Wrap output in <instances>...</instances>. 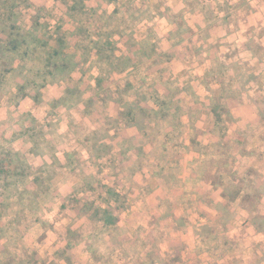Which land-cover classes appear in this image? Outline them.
<instances>
[{
  "label": "rangeland",
  "instance_id": "374dc122",
  "mask_svg": "<svg viewBox=\"0 0 264 264\" xmlns=\"http://www.w3.org/2000/svg\"><path fill=\"white\" fill-rule=\"evenodd\" d=\"M166 1L167 0H118V3L120 4V7H122L121 9L125 15L128 11L132 13V10L134 11L136 6H140L144 9L147 5L145 2L149 3L154 14L159 12L164 13L165 15L171 12L166 10ZM28 2L31 7L25 8L26 11L23 10L21 12V19L25 25L31 24V17L36 15L40 24L45 23L50 25L49 33L54 39L62 34L68 39L65 34L73 31V27L76 26L75 22L66 15L67 7L63 4V2H65L66 5H71L70 0H28ZM98 4L100 5L99 0L98 2L95 0L86 2L88 8L97 7ZM168 4L170 7L172 6L169 1ZM183 4L184 9H186L188 13L186 18L183 16L186 26L189 25L193 29H195V26L203 27L205 29L204 34L209 33L210 27H212L218 37H223L225 33L233 32L229 35L227 41L235 43V41L240 40L241 43L245 42L244 47L246 46V50H253L256 55L261 51L259 47L252 46L260 43L261 34L264 33V28L261 27V7L264 9V0H183ZM105 7L107 6H103V8ZM109 7H113V5H110ZM171 8L172 10L174 9L173 7ZM75 15L77 19L82 20L86 17V15L82 14L79 10H77ZM154 20L152 24L157 25H150L146 22L138 23L136 20L135 22L128 20L127 23H121L119 21V26L125 31V39L128 38L130 30H134L136 32L135 37L140 39L142 36L141 31L147 27H151L150 32L153 36L152 39L159 43V47L162 48V51L171 56L174 52L175 55L177 51L172 50L167 52L166 39H163L164 37L160 38V31H167L169 24L167 25L166 19H162L164 21H161L162 30L159 28L156 30L155 27H159L158 22L161 19L157 17ZM176 21L180 22L178 18ZM41 28H38V33L48 30L45 29V27L44 29ZM0 36L3 38L1 34ZM181 38L186 40L190 39L186 43V46L191 45V42L193 41L192 36L185 31L183 27H181L177 37L172 41L178 42ZM225 38H220L219 40H224L225 42ZM74 39L72 40L73 43L77 40ZM66 41L69 42L70 39ZM211 41L212 45L217 43L215 39H212ZM234 43H230V46L232 47V45H234L235 47L234 50H231L232 54L238 50L234 54L235 56L243 49H237V44ZM116 47L119 51L118 53L126 54L125 48L120 43L116 44ZM220 50L222 54H220V52L218 54L224 55V48H221ZM198 54H200V52H198ZM183 55L187 56L188 52L183 51ZM206 57L209 59V55H206ZM191 67L189 66V68ZM221 70L225 76L228 71L227 67H222ZM252 71L253 75L255 71L257 72L255 68H253ZM240 72L243 73L242 70H240ZM126 76L127 73L115 74L114 72L107 75L105 73L97 74L95 71L89 70L87 66L84 67L83 70L78 68L71 74L70 79L67 81L70 88L74 87L81 92V99L79 98L78 101L66 99V86L63 83L47 84L40 90L41 98L38 103L30 98H24L16 105H12L13 99H11V94L0 96V130H4V133H0V135L2 134L1 137L11 140L13 146L19 147L22 152H27L31 146L30 144H23L18 134L20 133L21 128L24 130L25 128H28V126H31L30 121L29 119L19 121L18 118L19 116L30 113L29 115H32L33 119L38 123L47 124L48 126L42 127L41 129L44 132H49V134L45 135V139H47L51 145H54L53 150H47L45 154L48 161V157L50 158V163L48 165L52 163L53 157H57V154L61 157L59 153L63 151L73 153L68 160L66 157L67 153H65L64 159L61 157V160L58 161L59 164L54 165V171L57 174L52 180L53 185L50 192L47 193V200L41 202L42 206L40 207V211L36 213L38 215L33 216L34 218L28 217L27 219V222L32 219H37L40 222L39 224L41 228H43V232L42 234L36 233L35 240H46L51 247L44 250L45 253L40 252L42 257L39 256V254L37 255L35 251L23 249L21 234L26 229H21L19 235L15 238L17 241H9L10 244L8 243L9 248L14 247L18 250L16 253H19L18 255L21 257L20 259L24 258L25 261H28L29 259L31 262L37 259V264H143V255H145V257L148 260H151L153 264H158L159 260H156V256H154L155 252L152 251V247H160L162 252L161 258H164L167 250L169 255L172 256V260L179 257L180 248H178V246H175L172 249H167L168 245L162 243L161 235H168L170 231H168V233L164 232V230L158 231L157 228L160 227V224L167 227L166 223L168 222V218L161 221L158 214L151 215V213H156L155 211L148 212V218H142L144 219L143 226L146 227V229L143 230L144 232L142 235L141 233H135L134 229L136 228V224H134V222L136 219L134 216H129V214L122 215L120 212L115 215L118 220V222H116V227L103 226L101 222L103 214H101V212H99L97 218H94L93 216L97 209L100 211L102 209H109L111 206L115 205L111 199H107L108 195L106 192L108 189L118 192V200L123 203V191L127 188L128 190H126V192H129L130 189L133 188L144 205L146 202V206H149V203L158 204V201L161 198V191L157 190L159 187H157L158 181L156 178L158 176L159 179H163V182L161 181V183H164V178H167L169 172L168 168H164L163 172H157L158 174L155 173L152 168L147 167L148 161L146 160V157H144V154L140 158V156L137 157L138 153L131 148L126 149L130 146L129 143H125L126 140L132 142L134 137H139L140 132L137 128L133 126L126 127L123 120L116 123L111 122V120L118 118L117 114L122 113L123 109L121 108L122 104L118 101L114 102L117 98L107 92L106 88L109 87L112 90L114 85L123 82L122 79H125ZM164 77L167 78V76ZM165 78L163 81H157L154 85L159 93H162L165 90L169 95H177V84H180L181 86L188 82L180 78L176 83L173 81L167 83ZM242 78H244L241 80L242 82H246V79H252L251 75L248 76L244 73ZM78 81H81V83L77 86ZM97 81H99V87L102 85L100 88H97ZM210 82L211 81H206L207 84H210ZM20 84L21 82L17 81L16 85ZM254 85L253 87L256 86ZM196 86L197 82L195 81H192L189 85L191 89L197 91ZM187 87L188 86L184 87L185 92H187ZM5 89H7V87H5ZM228 92L229 94L233 93V91L230 90ZM182 94L184 95L185 93ZM255 94L256 98L258 95V89L255 90ZM201 99L203 103L209 105V96ZM189 101L193 104L196 102L197 104V99L194 96H191ZM259 103H261L260 100ZM149 105L154 108L151 103ZM189 107H191L193 111L197 110L194 109L192 104ZM110 117L111 120L108 121ZM192 117H195L194 112L192 113ZM112 124L116 125V127L107 128L108 125ZM150 126L151 123L148 121L146 125L148 130L146 131L150 132L149 139L155 134L153 131L149 130ZM87 131H97L98 137H90V139L92 138L91 140L93 142L95 139L104 142L107 146L105 150H108V146H111L112 151H109V155L111 156H105L103 159L99 160H97L95 156H90V158L86 159L88 155L87 148L80 143L81 141L83 143V138L87 134ZM159 131L161 132L155 134L156 141L150 142L149 140V142L143 146V151H148L147 153L150 156L155 153L156 156L160 155V158H163L169 155L171 151V142L169 143L170 140H167L164 136L168 132L167 130L160 129ZM206 133L207 132H205V134ZM198 135L199 134L197 133L196 137ZM199 136L202 138V135ZM117 141L120 142L117 143ZM163 145H166L167 149H163ZM121 148L127 150L125 155H118V158L123 160L122 162L127 166V168H125V176L117 168L120 166V164H117L118 160H113V158H111L113 153L118 149L120 151ZM161 152H166V154H162ZM33 157L36 159H33ZM40 157L42 156H38L36 153L34 156H28V161L35 166V163L41 164ZM150 160L153 161L152 159ZM132 162L135 163L134 166V163ZM66 165L70 166L69 170L71 171L67 172L65 168V171H63V167H66ZM60 167H62V170H60ZM135 169H138V172H142V174H137L135 176V183H139L140 187L133 185L129 188V182L127 180L131 179L130 173ZM75 170L77 172H75ZM60 171H63V173ZM73 172L78 173L79 177L73 176ZM154 176H156V178ZM65 182H68L69 188L67 192L59 194V186ZM142 183L144 186H142ZM176 188H170V190L167 189V191L184 203L186 198L182 193H186V191H182L180 196V192L178 188ZM191 188L195 189L193 186H191ZM145 189L150 193L149 195H147ZM187 192L191 194V198L190 200H187V203L190 204L192 202V207H195V202L201 200L207 201L208 192L193 190ZM195 193L197 196H195ZM182 197H184V199ZM179 201H176L174 198L172 200V202H175L176 204ZM162 204H164V202H162ZM158 206L159 207L156 206V208H161L162 205L159 204ZM126 208L130 210L129 207ZM49 209H52L51 212H49ZM219 209L222 214L225 213V210H223L220 205ZM157 212H159V209H157ZM46 218L48 221L52 220L51 224L43 220ZM225 219V216H223L221 221H225ZM152 220L153 223L150 224L152 227H149L148 223ZM138 232L140 231L138 230ZM47 233L50 235H46ZM132 235L135 236L132 237ZM145 235H152L151 240H146ZM65 240H68V242ZM123 241H128L129 245L126 246V244L122 243ZM13 242H17V245L13 246ZM150 242L154 243L151 244ZM160 242L161 244L158 245ZM115 243L118 245L114 248L113 245ZM65 247L67 248V252L65 251L66 249L64 250ZM2 251H4V249L3 243L1 242L0 256L4 255ZM46 253L49 254L46 255ZM2 258L4 264H17L16 260L18 261L17 257H13L14 262L5 256ZM251 260H254V257L251 258Z\"/></svg>",
  "mask_w": 264,
  "mask_h": 264
},
{
  "label": "trees",
  "instance_id": "16d2710c",
  "mask_svg": "<svg viewBox=\"0 0 264 264\" xmlns=\"http://www.w3.org/2000/svg\"><path fill=\"white\" fill-rule=\"evenodd\" d=\"M88 1L90 0H70L71 5H66L63 2L67 7L66 15L75 22L76 26L73 27V31L65 34L68 39L64 34L54 39L49 33L50 25L40 24L36 15L31 17V24L25 25L23 23L21 12L26 11L25 8L31 7L28 0H0V34L3 36V38L0 36V96L11 94L12 105H16L24 98H30L38 103L42 88L47 84L63 83L66 86V99L78 101L79 98L81 99V92L74 87H71V89L67 82L71 74L78 68L83 70L87 66L89 70H93L97 74L105 73L106 75L112 72L115 74L127 73L126 78L122 79L123 82L114 85L112 90L109 87L106 88L107 92L117 98L114 102L118 101L122 104L121 108L123 109L122 113L117 114V119L111 120L110 117L108 121L111 120V122L116 123L123 120L126 127L133 126L137 128L140 132L138 142L134 144L126 140L125 143L130 144L126 149L131 148L138 153L137 157L140 156V158L144 154L143 146L149 140L150 142L156 141L155 134L160 133V129L168 131L164 135L167 140H170L169 143L171 142V151L167 157L160 158V155L156 156L155 153L151 156L144 154L148 161L147 167L152 168L155 173L163 172L164 168L169 169L167 178H164V183H161L163 179L154 176L158 181L157 185H160L164 192H167L166 199L168 198L172 202L174 198L178 201V198L171 195L167 189H175L180 186L186 187L183 178H180L183 174V168L180 166L179 161V156L189 150L188 146L183 143L186 134L191 139L190 145L195 146L204 155V159L209 152L219 153V157L221 156L223 159L217 160L219 161L217 167L220 173L216 178L220 182L225 180L226 177L221 173L225 171L228 165L233 164L236 154L247 156L256 150L244 148V151H242L244 145L228 144L223 141V138L227 135L224 117L229 118V112L220 104L215 108H211L213 122L207 129L208 135H216V140L209 141L206 145L195 143L196 134H199L194 125L199 114L198 110L193 111L186 101L176 97L179 93L178 85L176 87L177 95H169L166 92L159 93L154 87L157 81L164 80V76H167L165 78L167 83L177 82L176 79L172 78L167 66L172 56L162 52L157 42H151L153 38L151 32L149 36L146 34L144 38L137 39L135 37L136 32L130 30L128 38L125 39V31L119 26V21L127 23L128 20L133 22L136 20L138 23H153L157 17L160 19L163 17L175 27V30L171 33V40H173L177 37L181 27L190 33L183 20V15L172 12L165 15L159 12L154 14L148 2H145L147 5L144 9L136 6L132 13L128 11L125 15L118 0H99L100 5L90 8L86 6ZM95 1L98 2V0ZM105 5L107 7L103 8ZM110 5H113V7H109ZM77 10L86 15L84 20L76 18L75 13ZM166 10H169V8L166 7ZM177 18L180 22L176 21ZM43 26L48 30L38 33V28L42 27L44 29ZM145 33H148V31ZM69 39L70 41L67 42L66 40ZM73 39L76 40L74 43ZM118 43L125 48L126 54L118 53L116 47ZM194 52L196 51H192V54ZM221 68H216V72L214 70L213 74L223 76L224 80L219 81L222 89L228 90L229 88L230 91H234V79L224 76ZM155 73L158 76L152 79L151 75ZM17 81H20L21 84L16 85ZM98 82L97 88H100L102 85L99 87ZM80 83L81 81H78L77 86ZM150 103L154 108L150 107ZM193 112L195 117H192ZM18 119L19 121L25 119L30 121L31 126L24 130L21 128L18 136L23 144H30L31 147L27 152H22L19 147L13 146L11 140L4 139L1 137L2 134L0 135V243H3L4 249L2 251L4 255L0 256V264H4L2 261L4 256L13 262V257H17V264H37V259L33 262L29 259L28 261H25L24 258L20 259L19 253H16L18 250L14 247L9 248L8 243L10 244L9 241H17L15 238L19 235L21 229H28L39 223L37 219H32L29 222H27V219L38 215L36 213L40 211L41 202L47 200V193L50 192L53 185L52 180L57 174L54 171V165L59 163L55 157H53L50 165L43 164L40 167H36L28 161V156H34L36 153L38 156H44L47 150H53L54 145H51L45 139V135L49 132L41 130L47 124L38 123L29 114L19 116ZM148 121L151 123L149 130L155 133L151 139H149L150 132L146 131L148 130L146 127ZM109 127H116V125H108L107 128ZM1 130L0 133L4 131ZM97 134V131H87L83 138L84 144L82 141L80 144L87 148V153L90 156H95L99 160L105 156H111L109 151H112V147L108 146V150H105L107 146L104 142L98 139L93 142L90 137H98ZM263 145L264 138L261 140V146ZM162 147L167 149L166 145ZM126 152L127 150L121 148L119 155L123 156ZM161 153L166 154V152ZM72 154V152L66 154L67 160L71 158ZM149 156L153 162L149 161ZM111 158L113 160L117 159V164H121L123 161L114 153ZM122 167L120 165L117 168L121 170ZM63 168L67 172L71 171L68 165ZM60 170H62V167H60ZM227 184L226 192H229L231 196H239L242 192L236 184L229 182ZM106 193L108 195L107 199H111L115 205L108 207L109 209L100 211L97 209L93 216L97 218L99 212H101L103 214L101 221L103 226L116 227L117 218L115 215L124 209V203L118 200L119 195L114 190L108 189ZM244 197L251 204V207L255 204L256 200L252 195H244ZM250 221L255 228L264 231V217L253 216ZM208 230L209 228H204L202 233H206ZM208 236L203 237L201 250L199 249V251H206L212 258L225 256L229 243L225 240L220 245L211 247ZM65 241L68 242V240ZM122 243L126 246L129 245L128 241ZM15 245H17V242H13V246ZM117 245L115 243L114 248ZM64 250L67 252L66 247ZM152 251L155 252L156 260H159L158 264H183L179 257L172 260L168 250L165 252L164 258H161L160 247H152ZM143 258V264H153L145 255H143ZM254 264H257L256 258Z\"/></svg>",
  "mask_w": 264,
  "mask_h": 264
},
{
  "label": "crops",
  "instance_id": "0c3cea01",
  "mask_svg": "<svg viewBox=\"0 0 264 264\" xmlns=\"http://www.w3.org/2000/svg\"><path fill=\"white\" fill-rule=\"evenodd\" d=\"M168 1L172 4L171 7L174 8L173 10L168 4ZM165 4L167 8H169V11L174 14H182L185 18L188 15L186 9H184L183 0H167ZM162 19L165 20V18H161L158 22L159 27H155L156 30L158 28L162 30ZM166 23L167 25L169 24L168 29L164 32L159 30L161 32L160 38L164 37L163 39H166L167 52L172 50L177 51L175 55L174 52L172 53V58L169 60L167 66L172 78L176 79V81L180 78L184 81H188L185 85L180 86V84H177L179 93L176 97L182 98L189 106L192 104L194 109H197L199 112L194 125L196 130L199 131V135H202V138L198 135L196 139H194V142L206 145L209 141L216 140L215 134L212 136L208 135V133L205 134V132H207L209 125L211 126L213 122L211 108H215V106L217 107L220 104L229 112V118L224 117L227 135L223 138V141L228 144L237 143L242 146L244 145L242 151H244V148L256 151L247 156L236 154L233 164L228 165L225 171L221 173V175L226 177V181L222 180L220 182L216 178L220 173L217 167L219 161L217 160L223 158H221V156L219 157V153L209 152L204 159V155L200 153L195 146L193 147L190 145L191 139L189 135H184L183 143L188 146L189 150L179 156V161L180 166L183 168V174L180 178H183L186 187L180 186L177 188L180 192V196L182 191H186V193H182V195H185V202L183 203V201H179L178 199L179 202L177 204L172 203L171 200L168 198L166 199L167 192H164V189L157 185V187H159L157 190L161 191V198L158 204L149 203V206H146V202L144 205L141 198L136 195V191L131 188L133 185L140 187L139 183H135V176L137 174H142V172H138V169H135L130 173L131 179L127 180L129 182V188H131L130 191L126 192V190H128L127 188L123 191L125 207L121 213L122 215L129 214V216L135 217L136 220L134 224H136V228L134 231L136 234L141 233V235L144 232L143 230L146 229V227L143 226L144 219L142 218H148V212L155 211L156 213H151V215L158 214L161 221L168 218V222L166 223L167 227L160 224L157 230H164V232L167 233L170 231L168 235H161V241L168 245L167 249H172L175 246L180 248L179 259L183 264H254L255 258L257 264H264V231L262 232L261 229L258 230L255 228L250 221L253 216L264 217V145L261 146V140L264 138V33L261 34L260 43L252 46L260 48L261 51L258 52L257 55L253 50H246V46L244 47L245 42L242 41L243 43H241L238 39L239 41H235L237 44L236 47L237 49L243 50H241L238 55H235L237 56L235 57L234 54L238 50L232 54L231 50H234L235 47L234 45L231 47L230 43L234 42L227 41L229 35L233 32L225 33L223 37H218L210 26L209 33L204 34L205 29L203 27L195 26V29H193L187 25L193 41L191 45L186 46V43L190 39L186 40L181 38L178 42L172 41L171 33L175 30V27L173 24L169 23V21ZM149 24L151 25L152 23ZM261 27L264 28L263 7H261ZM150 28L151 27H147L141 31L143 34L140 37L141 39L144 38L146 34L149 36ZM146 31H148V33H145ZM220 38H225L226 41L219 40ZM212 39H215L217 42L215 45L211 44ZM151 42L153 43L156 41L152 39ZM157 45L159 46V43H157ZM159 48L162 51V48ZM221 48H224V55H220L222 54ZM183 51L188 52V55L184 56ZM192 51L196 52L192 54ZM198 52H200V54H198ZM219 52L220 54H218ZM206 55H209V59ZM189 66L192 67L189 68ZM218 67H227L228 71L226 77H232V79H234L235 90L233 93H230L232 95L229 94V90L222 89L219 84L223 76L213 74V71ZM253 68L257 70V72H254V75L252 71ZM240 70L248 76L251 75L252 79H246V82H242L241 80L244 78H242L243 73H241ZM157 76L158 75L155 73L151 75V78L155 79ZM192 81L197 82V91L189 87ZM206 81L211 82L207 84ZM253 85L255 87H253ZM185 86H188L187 92L184 91ZM257 89L258 95L255 98V90ZM164 92L166 91L164 90ZM181 92L185 94L183 95ZM191 96L197 99V104L196 102L193 104L189 101ZM208 96L209 105L203 103L201 99ZM258 99L261 103H259ZM138 140L139 137H134L132 142L135 144ZM119 142L120 141H117V143ZM118 151L119 149L115 151L114 154L119 155ZM147 152L148 151L145 150L144 154H148ZM65 153H67V151L59 153L63 159ZM46 157V155L40 157L41 164L35 163V166L40 167L43 164H49L50 158L48 157V161ZM61 157L58 154L57 157L55 156V158H58V161L61 160ZM34 158L35 157H33V159ZM87 158H90L89 154L86 159ZM149 161L153 162L151 160ZM120 165L123 166V169H119V171L125 176V168H127V166L124 162H121ZM63 171H65L64 168ZM63 171L61 172L63 173ZM75 172L77 171L75 170ZM75 172H73V176L79 177V174ZM228 182L236 184L241 189L242 192L239 196H231L229 192H226ZM142 186H144L143 183ZM191 186L195 187V189L191 188ZM68 188V182L61 184L58 189L59 194L67 192ZM189 190L208 192L207 201L201 200L195 202V207H192V202L190 204L187 203V200L191 198V194L187 192ZM145 191L147 195L150 194L146 189ZM244 195H252L254 197L256 202L252 207L251 204L245 200ZM195 196H197L196 193ZM184 197L182 198L184 199ZM162 202H164V204H162ZM159 204L162 205L161 208H156V206L159 207ZM219 205L225 210L224 214H222L219 209ZM126 207H129L130 210ZM157 209H159V212H157ZM51 210L49 212H51ZM223 216L226 218L225 221H221ZM43 220L49 224H51L52 221H48L47 218ZM39 223L26 229L21 234V240L23 242V249L35 251L37 255L39 254V256H41L40 252L45 253L44 250L49 249L51 246L46 240H35V234H42L43 232V228H41ZM151 223H153V220L148 223L149 227H152L150 225ZM204 228H209V230L206 231V233H202ZM138 230L140 232H138ZM46 235L50 234L47 233ZM206 235H209L208 242L211 247L220 245L225 240L229 243L225 256L221 258H212L206 251H199V249L201 250L203 237ZM133 236L135 235H132V237ZM145 236L146 240H151L152 238V235ZM154 242L150 243L153 244ZM159 244H161V242L158 243V245ZM48 254L49 253H46V255ZM253 257L254 260H251Z\"/></svg>",
  "mask_w": 264,
  "mask_h": 264
}]
</instances>
